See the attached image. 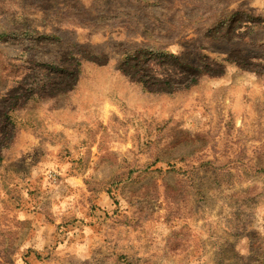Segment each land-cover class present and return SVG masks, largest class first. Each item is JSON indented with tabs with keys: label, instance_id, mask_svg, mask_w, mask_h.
<instances>
[{
	"label": "rangeland",
	"instance_id": "374dc122",
	"mask_svg": "<svg viewBox=\"0 0 264 264\" xmlns=\"http://www.w3.org/2000/svg\"><path fill=\"white\" fill-rule=\"evenodd\" d=\"M263 22L264 0H0V264H264V75L238 65Z\"/></svg>",
	"mask_w": 264,
	"mask_h": 264
},
{
	"label": "trees",
	"instance_id": "16d2710c",
	"mask_svg": "<svg viewBox=\"0 0 264 264\" xmlns=\"http://www.w3.org/2000/svg\"><path fill=\"white\" fill-rule=\"evenodd\" d=\"M262 22H259V23H252V29H258L261 27ZM264 24V22H263ZM252 33L254 32V30L251 31ZM251 33V34H252ZM6 33L4 32H0V37H3L5 36ZM252 50L249 51L251 52V54L248 52V58L252 61V63L250 62H246V61H239L238 62V65L243 68L244 70H249L251 72H255L259 75H264V71H262L260 68H262L261 63L264 62V54L263 53H260L259 51H257L258 49L256 48H259V49H264V43H262L263 39L260 41V42H257L255 41L254 39H252ZM82 49L79 48L78 51H81ZM161 54V51H158L157 52V56H160ZM75 56L73 62H71L69 64V66L67 65L65 69H58L57 67H51V68H57L55 70V72H63L65 70L67 71H70V73L72 74L73 70L75 71L74 75L76 77L75 80H76V83L78 81V77H79V72H80V65L82 64V62L84 61V57H82L81 53H74L73 54ZM126 57H129V55H127ZM161 57V56H160ZM158 62H162L160 58L156 57V58H148V62L146 64V71L149 72V73H153L154 72V75L156 74L155 73V70H154V67L159 66L161 65L160 63ZM232 59L228 58V57H224L222 60L218 61L216 59L214 60H211L207 63H209V65H214V67L216 68H219L218 70H220L219 73H211L210 71L208 70H204L203 68H200L198 69V73L197 75H194L188 82V84L185 86L186 88H189L191 85L195 84L199 79H201V77L205 76V75H211V76H215L217 74H223L225 72V69L227 67V64L228 63H232ZM255 63V64H254ZM73 76V75H72ZM126 76H128L126 74ZM142 77H138V79L136 78H133V81L136 80L137 82H139L144 89H146L147 91H150V92H157V93H167L162 87H155L154 86V82H152L151 80H146V79H141ZM154 81H159L160 80H154ZM67 84V85H65ZM61 85V84H60ZM62 87L56 89L54 91V93L50 94L49 93H46L44 92L43 88L42 89H39V93L36 92V94H39L38 96H40L41 98H45V97H53V96H57L58 94L60 93H67L69 91H72L74 89V85H76L75 83H62ZM44 88H47V86H44ZM43 92V93H42ZM172 92V91H171ZM16 105H14L12 108L14 109Z\"/></svg>",
	"mask_w": 264,
	"mask_h": 264
}]
</instances>
